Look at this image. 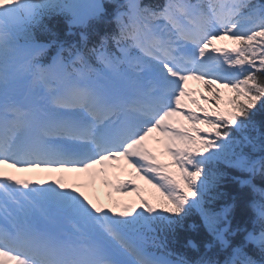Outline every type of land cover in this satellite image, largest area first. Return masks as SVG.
<instances>
[{"label":"snow or ice","instance_id":"snow-or-ice-1","mask_svg":"<svg viewBox=\"0 0 264 264\" xmlns=\"http://www.w3.org/2000/svg\"><path fill=\"white\" fill-rule=\"evenodd\" d=\"M126 6L113 38L118 55L103 45L93 49L97 70L77 54L79 79L53 86L43 76L48 69L34 63L43 49L28 30L48 10L83 5L0 0V264H176L148 251L153 226L172 229L193 209L211 225L205 197L216 198L225 173L210 165L256 171L258 162L235 150L241 141L234 135L255 147L245 133L256 129L253 117L264 109V6L251 0H166L157 11L139 0ZM88 7L94 15L99 10L97 2ZM20 33L39 53L28 72L43 89L24 100L9 72V53L23 47ZM190 81L203 92L189 90ZM222 91L231 94L227 100ZM99 178L109 189L107 204L90 192ZM137 181L153 190L155 205ZM113 194L136 200L122 203ZM256 242L264 247V233ZM243 264L255 262L244 257Z\"/></svg>","mask_w":264,"mask_h":264},{"label":"trees","instance_id":"trees-1","mask_svg":"<svg viewBox=\"0 0 264 264\" xmlns=\"http://www.w3.org/2000/svg\"><path fill=\"white\" fill-rule=\"evenodd\" d=\"M264 2V0H261ZM59 18H53L50 22V26L52 27H63L61 21H57ZM55 20V21H54ZM259 108V105L257 106ZM256 129L253 130L249 128L247 133L248 137L253 139L255 143V147L253 145L244 142L246 146L240 144L235 150L238 152H243V154L249 159H255L264 152V109H261L256 112V115L253 117ZM214 171H219L225 173L224 178L219 182L218 186L214 189L213 195L218 194L215 199H211L209 197H205L207 200V204L205 207L210 209L213 207L215 210H219L221 204H233L234 205V215L231 219L230 224L232 226L238 225L242 226L243 224H248L250 221V212L246 208V201L249 200L250 192L247 188H243L245 186L251 185V182L255 185L254 187L249 186L248 188H252L254 191H264V180H260L261 177H264V169L261 168L260 173H254V175L249 177L246 173H250L249 171L239 170L234 167L228 166L223 163H217L215 165H210ZM256 174V175H255ZM259 180V181H257ZM246 182L241 185L242 182ZM242 188V189H240ZM191 212L183 219V222L179 226L178 235L180 236L182 243L185 244L187 241H192L194 244L200 245L204 244L208 240V237H212L214 231L216 230L217 220L212 225H209L207 221H201L199 218H195V220L191 222H195V225L198 226L195 231L189 229V223L187 220H191ZM210 228L209 234L207 230Z\"/></svg>","mask_w":264,"mask_h":264},{"label":"clouds","instance_id":"clouds-1","mask_svg":"<svg viewBox=\"0 0 264 264\" xmlns=\"http://www.w3.org/2000/svg\"><path fill=\"white\" fill-rule=\"evenodd\" d=\"M33 3H39V0H33Z\"/></svg>","mask_w":264,"mask_h":264},{"label":"bare ground","instance_id":"bare-ground-1","mask_svg":"<svg viewBox=\"0 0 264 264\" xmlns=\"http://www.w3.org/2000/svg\"><path fill=\"white\" fill-rule=\"evenodd\" d=\"M92 190H93V188H92ZM98 190V189H97ZM94 192L96 193V189L94 190Z\"/></svg>","mask_w":264,"mask_h":264},{"label":"rangeland","instance_id":"rangeland-1","mask_svg":"<svg viewBox=\"0 0 264 264\" xmlns=\"http://www.w3.org/2000/svg\"><path fill=\"white\" fill-rule=\"evenodd\" d=\"M202 92H203V91H201V93H202ZM221 106H222V105H221ZM99 186H100V185H99ZM99 186H98V187H99Z\"/></svg>","mask_w":264,"mask_h":264}]
</instances>
